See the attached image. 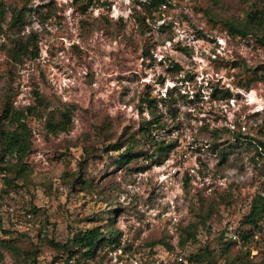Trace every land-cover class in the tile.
Returning a JSON list of instances; mask_svg holds the SVG:
<instances>
[{"label":"rangeland","instance_id":"374dc122","mask_svg":"<svg viewBox=\"0 0 264 264\" xmlns=\"http://www.w3.org/2000/svg\"><path fill=\"white\" fill-rule=\"evenodd\" d=\"M165 1L155 8L146 0H101L83 12L79 0H33L10 25L22 0H0V112L4 103L35 112L26 126L12 127V142L29 141L30 151L20 165L23 179L3 165L13 182H0V240L36 251L38 264H65L67 256L49 241L64 243L95 226L107 236L109 221L121 239L104 248L107 257L98 264L160 240L156 247L182 249L186 264H231L237 254L264 264V218L249 244L231 243L228 255L214 235L226 221L238 227L252 197H264V158L255 157L264 143V31L243 38L224 27L264 9V0ZM18 44L29 49L20 63L11 59ZM171 89L172 100L164 103L160 98ZM213 89L217 96L228 90L231 98L214 100ZM64 113L68 129L51 133L46 122ZM152 114L159 126L154 140L175 144L160 156L163 163L141 172L142 159L114 165L119 154L107 150L126 140L138 151L157 152L140 132ZM215 141L226 160L212 150ZM173 168L179 188L159 183ZM212 200L221 216L214 232L198 226L197 241L181 245L182 229L202 201L205 209ZM0 252V264H18L8 250Z\"/></svg>","mask_w":264,"mask_h":264},{"label":"trees","instance_id":"16d2710c","mask_svg":"<svg viewBox=\"0 0 264 264\" xmlns=\"http://www.w3.org/2000/svg\"><path fill=\"white\" fill-rule=\"evenodd\" d=\"M33 0H22V5L19 10H15L11 16V24L15 25L18 21L20 22L24 16V11L26 10V4ZM43 2L44 0H39ZM101 0H79L80 8L84 12L90 7L97 6ZM147 6L149 7H161L166 4L165 0H146ZM43 7V5L39 6V8ZM4 9L0 6V18L3 17ZM224 27L233 35H237L239 37L246 38L249 35L258 36L262 34L264 31V9L257 10V11H248L245 16L244 22L238 24L233 23H224ZM261 44L264 45V37L262 36L259 40ZM33 47L36 51L32 52V58H38V49L36 44H33ZM15 49H18V53L14 50L11 51V59L16 62H22L21 56L22 54L27 56L29 49L28 46H22V44H18ZM24 51V52H23ZM26 53V54H24ZM147 57H151V54H146ZM211 96L214 100H227L231 98V93L226 90L225 92H221V95L217 96L216 93L218 92L217 89H213ZM173 89L166 91L165 97L166 99L160 98L161 101L164 103L171 101L173 97ZM35 109V108H33ZM31 106H25L21 108H15L13 104L4 103L3 107L0 112V182H4L6 184H12L13 179L11 177L5 176L7 174L4 163H7L8 168L10 171L16 170L19 171L18 178H24V172L20 170V165L25 164L23 159L26 157L27 153L30 151V144L29 141L22 142V144L13 143L12 136H13V128H17L18 126H26L27 117L30 115H34L35 112H32ZM153 117V114H152ZM70 124V119L66 113H64L58 121L54 119H50L46 122L47 128L50 130L51 133H60L65 132L68 129ZM13 127V128H12ZM158 121L155 120V116L152 120L145 122L140 127V132L144 134V143L145 145L148 141L153 140L155 145V152L157 149V154L154 151L149 153V149L146 151H138L136 150V142L134 143L133 140H126L123 143L113 144L109 146V150L115 153H118V159L114 162V165L120 168L128 167L131 163L142 159L146 164L138 168V171L141 172L150 168L152 165H160L163 163L164 158H161V155H164L166 152H169L171 149L174 148L175 144L163 146V142L157 143L154 140V135L152 131L157 129ZM219 130H215V135L218 133ZM236 138L238 135L233 134ZM233 137V138H234ZM136 145V146H135ZM153 145V146H154ZM222 144H218L216 141L212 144V150L214 152H218V156L221 160H226L228 153L225 152V148H219ZM258 149H261V152H257L256 156L257 159L264 158V143L259 142ZM233 147V146H230ZM106 151V152H107ZM158 152L159 155H158ZM7 158V160H6ZM6 160V161H5ZM15 160V161H14ZM14 161L15 163H12ZM264 163V161H263ZM12 169V170H11ZM189 178L186 177L185 181H188ZM86 185L91 187L89 181L86 182ZM202 200V199H201ZM202 201L199 206V212L195 216V220L190 222L186 227L182 229L183 238L180 240L181 245H184L185 242L190 241L195 243L198 239L200 234L197 233L198 226H201L202 229H205L208 233L214 232L213 228L216 222L221 221V216L218 215L219 210L217 209V204L213 200L210 201L205 209H203ZM111 210H109L110 212ZM114 214L116 211L112 210ZM216 215V217H214ZM264 218V197L257 194L252 197L249 203V211L246 215L242 217L240 220L239 226L236 228V233L239 236V239L242 240L243 246H247L250 242V239L254 236V233L257 229H259L258 222ZM113 221H109L107 226L109 227L108 235L105 236L102 232V226H95L93 228L85 229L83 232L73 235L69 237L64 243H56L54 241H49L48 244L58 253L67 256L65 264H68V260H73L75 264H79L81 262L86 261H97V264L103 262L104 259L107 257V253L104 252L105 247H110L114 249L118 246L119 241L121 239V233L112 230ZM244 228L248 230H244ZM5 234H8L5 232ZM221 243V250L223 253L228 255L230 252H234L232 247V242H227L224 240V226L221 230L216 231L214 233ZM43 239H46V235L43 236ZM164 243L163 241H153L151 243H147L146 247L149 249H153L156 245ZM0 248L6 249L10 252V254L15 259L16 263L18 264H33L37 263V252L36 251H27L21 250L17 246V241L15 239L12 240H0ZM148 249V250H149ZM208 253L206 252H202ZM247 255L249 254V250H246ZM211 254V252H209ZM24 255V257L22 256ZM190 261L192 257L189 258ZM3 261V255L0 252V263ZM231 264H254L251 261H244V256L237 254L236 256L231 258Z\"/></svg>","mask_w":264,"mask_h":264},{"label":"built area","instance_id":"2783aa9c","mask_svg":"<svg viewBox=\"0 0 264 264\" xmlns=\"http://www.w3.org/2000/svg\"><path fill=\"white\" fill-rule=\"evenodd\" d=\"M164 176V175H162ZM178 171L173 168L170 174L164 179H160L159 183L164 181L167 186H173L179 188V181L177 180ZM264 184V180H263ZM236 224L230 221L224 222V240L232 243H239V236L236 233ZM122 256V255H120ZM124 258L117 261L115 258L114 264H186L184 258V252L182 249L175 248L174 251H170L165 247H154L153 249L143 250L134 255H127L124 253Z\"/></svg>","mask_w":264,"mask_h":264},{"label":"bare ground","instance_id":"6f19581e","mask_svg":"<svg viewBox=\"0 0 264 264\" xmlns=\"http://www.w3.org/2000/svg\"><path fill=\"white\" fill-rule=\"evenodd\" d=\"M250 97L253 99L254 98V94L253 92L250 94Z\"/></svg>","mask_w":264,"mask_h":264}]
</instances>
